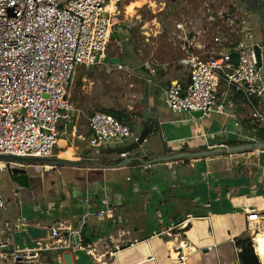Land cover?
I'll return each mask as SVG.
<instances>
[{"label":"built area","instance_id":"2783aa9c","mask_svg":"<svg viewBox=\"0 0 264 264\" xmlns=\"http://www.w3.org/2000/svg\"><path fill=\"white\" fill-rule=\"evenodd\" d=\"M120 1L0 0V156L69 160L64 156L67 154L64 148L73 138L86 143L94 156L100 157L107 154V150L122 149L137 141L140 131L103 112L85 116L83 110L70 102L68 93L78 67H91L103 61L112 27L108 8L114 9ZM214 2L203 0L197 11L201 16L194 20L184 17L174 23L172 43L184 51L176 63L186 71L187 79L170 82L162 91L163 103L173 114L223 115L226 105L230 104L229 92H232L252 105L248 120L255 133V126L264 129V74L255 52L258 41L253 24L248 12L234 5V10L227 12L212 11ZM203 16L205 22L215 25L217 30L213 42L200 41L205 32L199 29L197 22L203 23L200 18ZM194 50L200 53L195 54ZM113 67L133 75L143 65L133 69L120 64ZM154 74L155 71L149 69V75ZM82 118L86 119L84 126H80ZM234 126L237 128L239 124ZM84 128L85 132H81ZM128 155L118 154L116 162ZM144 155L142 152L139 158ZM72 157L73 160L78 158ZM178 162L183 164V161ZM165 164L170 166L171 162ZM9 166L47 170L43 165ZM137 167L145 173L151 165L140 163ZM5 174L7 163L0 162V210L7 211L1 185ZM170 177L173 189L175 170ZM103 192L108 197L107 191L103 189ZM99 205L101 208L95 215L98 221L114 218L116 202L110 203L104 198ZM43 208L34 206V213L56 210V205L50 203ZM32 214L29 212V216ZM156 215L161 224V214ZM32 217L26 221L22 214L19 227L10 219L5 223L0 231V264H42L40 242L28 234L27 224L33 221ZM246 220L257 223L264 231V213L249 210ZM182 223L165 232L174 240L172 250L180 262L187 256L182 246L188 244L184 239L178 241L172 233L183 229ZM47 229V238L53 244L67 239L71 249L83 248L76 240L78 230L69 222H56Z\"/></svg>","mask_w":264,"mask_h":264},{"label":"crops","instance_id":"0c3cea01","mask_svg":"<svg viewBox=\"0 0 264 264\" xmlns=\"http://www.w3.org/2000/svg\"><path fill=\"white\" fill-rule=\"evenodd\" d=\"M262 5L264 6V2ZM178 51L180 54L179 58H181L184 55V51L182 49ZM194 53L199 54L200 52L194 50ZM139 66L141 65L135 68ZM143 69L144 66L141 71ZM161 69H163V72L167 71L166 68L162 67ZM160 76H152L149 79L150 82L147 81L145 83L142 94L145 106L141 120L143 124L149 122L148 125L153 124L154 126L152 133L147 137L146 143L152 138H157V136H160L162 143H164V145L160 144V149H157L161 153H155L156 149L153 150L154 158L179 153L182 150L184 152H205L217 148H232L258 141L252 131V124L248 120L252 105L241 96L232 92H229L230 104L226 105L223 115L213 114L203 117L210 122L206 126L200 120L199 125L202 130L200 129L197 134L192 132L191 127H186V131H181L180 127L176 126L177 123L190 124L195 119L187 114H173L166 109L163 103L162 91L170 82L177 80V76L167 73H162ZM176 116L183 117L178 119ZM235 123H238L239 127L236 128L234 126ZM144 128L142 125L141 129L137 131H141ZM184 145L188 149H182ZM161 146L163 149H161ZM85 147L90 150L87 145ZM206 148L209 149L206 150ZM71 153L72 156L77 155V161L82 162L81 158L84 157L82 153L77 152V150L74 152L73 149ZM146 153L144 154L147 155ZM129 157L130 154L128 155ZM71 159L73 160V157L69 160ZM106 161L109 162L107 163L108 165L102 164L99 160L95 162L106 167L111 166L110 160L106 159ZM191 161L192 164L187 165L180 162H171L170 166L165 163L154 164L146 171L147 173H141L137 166L120 169L111 168L114 171L121 169L126 171L134 169L136 171V176H125L124 180L128 183V186H115L119 188L122 194L115 192L110 185L108 187H100L97 181H84L86 177L72 176L74 182L62 187L58 193H55L53 187L50 195H47L46 204L54 203L56 205L55 211L38 212L32 217L29 216V211H31L30 203L28 204L26 199L22 200L26 208L30 209L27 210L28 217L26 221L30 220L28 218H33V221L27 224L29 237L40 242V246L43 249L42 253H49L51 248L48 245H51L49 243L51 240L47 238V228L56 222H69L78 232L85 226V230L89 229V233L93 232L100 236V234H105V231L101 228L103 225L100 224L101 227H94L97 220L95 218L96 212L101 208L99 202L107 198L110 203H117L114 218L99 221L100 223H109L119 218L118 214L124 207L130 208V211L135 212L131 210V205H133L132 203L136 195H138L143 201V214L145 215L141 218L143 225L136 227L138 229L132 232L138 238L126 246H121V250L119 249L121 247H116V251L112 254L110 261L100 264H239L238 254L240 249L236 247V241L240 238L251 239L257 232L250 230V223L246 220V213L249 210H255L259 214L264 213V150L239 154L225 153L210 158L191 159ZM175 164H180L178 166L180 172L177 173L176 178L178 185L175 181V188L171 189L170 181L172 178L170 176ZM139 175H142V178ZM128 178L129 180H127ZM152 180L155 182L150 186L149 182ZM105 188L108 197L101 191ZM154 188L157 190H154ZM176 188L182 191L177 193V196L164 197L160 195L162 200L160 204H162V210H167V217L161 219V224L163 225L159 226L161 224L156 214L160 213L162 216V212L153 211V218L159 226L160 233L152 235L157 225L155 227L152 226L148 220V207L151 206L150 199L156 198V195L163 190L173 192ZM128 189L132 191L130 196L125 198L124 195L129 192ZM82 194L86 196H80ZM41 206V210H44L45 204H41ZM66 208L73 209L74 213L69 214L67 210L65 212ZM65 216L66 218H62ZM21 217L22 212L20 215L8 214L7 220L4 221L0 231L4 229V225L9 219L14 226L19 227L21 225ZM174 219L177 221L183 220L181 226L183 229L180 231L173 230L172 233L178 241L184 239L188 244L187 246H182L184 255H187L183 262L177 260V253L172 250L175 242L165 234L168 228L163 227L165 222L171 223ZM186 221H188V224L184 228ZM258 227L261 226L257 225ZM194 229L197 232L199 231V234L194 236L193 233L194 240L192 241L190 239L191 235L188 233ZM118 231L125 235H130L129 229H118ZM14 239L18 243L17 238ZM63 242H67V239ZM252 248L254 253L256 252L259 262L264 264L263 233L259 232ZM60 249H70V247L66 243ZM74 253L76 264H90V255L82 256L81 254L84 253L80 254L77 251H74ZM63 254H67L68 260L71 264H74L73 255L69 253ZM77 254L80 255L79 257L86 258L84 262L80 263V259H77ZM59 255L58 258L60 259L61 254Z\"/></svg>","mask_w":264,"mask_h":264},{"label":"rangeland","instance_id":"374dc122","mask_svg":"<svg viewBox=\"0 0 264 264\" xmlns=\"http://www.w3.org/2000/svg\"><path fill=\"white\" fill-rule=\"evenodd\" d=\"M136 1L137 0H121L114 9H108L113 23L111 35L114 34V37L111 38L110 35L104 59L100 64L91 67H78L73 74L68 93L70 95V102L83 110L85 116H89L94 112L113 110L124 114L128 118L125 123L134 130H140L143 125L141 117L144 115L145 105L142 94L145 83L152 76L157 75L161 77L160 74L162 73L177 76L178 81L180 79V81L186 80V71L184 69L183 71L176 63L180 54L178 46L176 47L172 43L174 33L173 26L174 23L181 18L186 17L189 18V20L193 18L194 20L195 17L201 16L197 11L201 7V2L203 0H150V3L141 5L140 8L133 9L132 4ZM233 5L237 9H244L239 0H215L214 4L211 6V10L227 12L231 8V10H234ZM200 18H202L203 23L197 22V24L199 29L205 32L204 35H201L200 41L213 42V38L216 37L215 33L217 32L215 25L212 26L205 22V16ZM226 31L227 30H222L223 33H226ZM115 64L126 66L129 69H133L138 65H143L144 69L142 71H137L133 75H127L123 71L114 69L113 65ZM162 67L166 68L167 71L163 72V69H161ZM148 68L153 69L155 74L149 75ZM182 117L183 116H176L178 119ZM200 120L203 121L206 126H208L210 122L202 117L199 120H193L190 124L177 123L176 126L178 128L180 127L181 131H186V127H191L192 132L197 134L200 129L202 130L199 125ZM85 123L86 119L82 118L80 120V126H84ZM83 131L85 132L84 129L81 132ZM70 141L67 147L64 148V150L67 151V154L64 155L65 157L71 158V151L73 149L74 152L77 150V152L82 153L84 156L81 158L82 162H91L84 160L85 158H90L95 159V161L99 160L101 163L108 165L107 163L109 162L106 161V159H108L112 163L111 166L117 165L116 160L118 159V154H102L100 157H96L93 154V150L90 151L86 149V143L74 141L73 138H70ZM160 144L164 145L160 136H157L155 139L152 138L148 143L144 144V150L147 152L146 154L149 160L154 158L152 153L153 150L156 149L155 153L160 152V150H157L160 149ZM60 145H62V143ZM161 149H163L162 146ZM182 149H188V147L184 145ZM208 149L209 148H206V150ZM138 155H141L140 149H136L130 153L131 158H137L139 157ZM76 156L77 155H75L74 158H77ZM190 160H183V163L186 165L192 164ZM177 167L178 165L175 166L178 171L179 168ZM27 172L31 178L30 180H33L34 185L37 186L36 189H20L19 186L9 179L7 174L3 176L1 181L3 187L2 194L6 202L7 211L0 210V228L3 226L4 221L7 220L8 214L20 215L22 212L23 216L26 218L27 210L31 209L29 212L32 214L35 212L34 206L42 208L43 205L41 206V204L46 205L47 195H50L53 187L55 193H58L62 187L68 183L74 182L72 176L74 177L77 175L86 177L84 181H97L100 187H108V185L112 187L128 186V183L124 180L125 176H136V171L134 169H128V171L124 169L114 171L111 168L99 169L96 167L66 168L61 166L42 171L29 169ZM178 172H180V170ZM104 190H106V188ZM14 192L21 199L14 195ZM80 196L85 197L86 195L82 194ZM129 196V193L124 195L125 198ZM24 199L28 201V204L30 203V209L26 208L25 203L22 201ZM132 204L131 210L135 212L130 211V208L124 207L118 214L119 218L109 223L95 221L94 227H98L102 224L103 227H100L105 231V234H100L101 238L88 248L90 253L88 251L84 254L80 253L82 256L90 255V264L109 262L112 254L116 251V247L126 246L131 241L134 242V240L138 238L132 232L138 229L136 227L143 225L141 221V218L145 216L143 214V201L141 197L136 195ZM66 210L69 214L74 213L73 209L66 208L65 212ZM37 213L38 212L31 216ZM153 215V209L149 206L148 220L150 224L155 227L157 224L155 223ZM62 218H66V216ZM187 224L188 221L185 222L184 228ZM118 229H129L130 235H125L119 232ZM193 233L195 236L199 231L197 232L195 229L190 230L188 234L191 235L190 239L192 241L194 240ZM49 243L51 245L48 246L51 250L49 253H42V264H71L67 258L68 255L63 253L73 255L72 260L74 264H76V257H74L75 250L71 248L60 249V247L67 242L52 244V242L49 241ZM57 253L61 254L60 259L58 258L60 255H57ZM79 256L80 255L77 254V259H80V263L84 262L86 258Z\"/></svg>","mask_w":264,"mask_h":264},{"label":"water","instance_id":"95a60500","mask_svg":"<svg viewBox=\"0 0 264 264\" xmlns=\"http://www.w3.org/2000/svg\"><path fill=\"white\" fill-rule=\"evenodd\" d=\"M239 2L243 5L244 9L248 13H255L258 15L261 24L263 25L264 29V15H263V8L262 3L264 0H239ZM255 52L258 60L259 66L262 65V60H264V43H260L255 47ZM193 119H201L202 114L201 112H190L189 114ZM153 124L148 125L143 130L139 132V136L136 142L130 144L129 146L116 149V150H107V154H121V153H128L130 154L132 151L136 149L144 151V144H146L147 137L152 133ZM264 150V142L255 141L253 143H248L244 145H238L232 148H217L211 151L205 152H179L175 154L160 156L154 159L149 160L147 155L142 156L141 158H126L120 161L116 166H103L98 162H79L77 160H66V159H38V158H22V157H14V156H0V162L7 163V175L9 179L20 187V189L31 190L30 187V180L29 174L26 169L24 168H10L9 164L19 165L22 167H29L34 165H43L46 167H50L52 169L56 167L64 166L66 168H79V167H96L99 169L105 168H112V169H120L125 168L131 165L132 162L137 161L141 164H162V163H169V162H178L183 161L185 159H202V158H210L220 154H239L244 152H253ZM259 235L257 232L252 238L251 242L252 245H255L256 237ZM120 250L122 249L119 248ZM256 253V252H255Z\"/></svg>","mask_w":264,"mask_h":264},{"label":"trees","instance_id":"16d2710c","mask_svg":"<svg viewBox=\"0 0 264 264\" xmlns=\"http://www.w3.org/2000/svg\"><path fill=\"white\" fill-rule=\"evenodd\" d=\"M116 6H118V4ZM113 37H114V34L111 35V38H113ZM103 113H105V114H107V115H109V116H111V117H113V118H115V119H117L119 121L126 122L128 120V118L124 114H122L120 112L113 111V110H107V111H104ZM148 123L149 122H145V124H143V126L146 127L148 125ZM254 129H255V137H256V139L258 141L264 142V129L263 128H258L257 126H255ZM180 152H184V151L182 150ZM188 160H190V159H185V161H188ZM118 163L119 162H116V164H118ZM139 164H140L139 162L134 161L128 167L138 166ZM176 165L179 166L180 164H175V166ZM175 166H174V170H175V173H176V177H175V180H176L178 171L175 168ZM139 177L142 178V175H139ZM154 182H155L154 180L150 181L149 185L150 186L153 185ZM176 183L178 185V181L177 180H176ZM178 189L179 188L174 189V191L172 190L173 192H171V191L168 192L166 190H163L162 192H160V194L156 195V198L153 197V199H150V197H149V199L151 201L150 204H151V207H152L153 211H161L162 212V219H165L167 217V210H162V204H160V202H162V200L160 198V195L164 196V197L165 196L170 197L171 195H176L177 196V193L182 192V191H179ZM113 190L115 192H117L118 194L119 193L122 194L121 191L119 190V188H117L115 186H113ZM128 190H129L128 193L130 194L132 190L131 189H128ZM96 221L99 222L98 220H96ZM182 222H183V220H178L177 221V220L174 219L173 222H171V223H168V222L166 223L165 222V226H163V227H167L168 229L175 228L177 225H179ZM162 225L163 224H161L159 226H162ZM159 226L157 225L155 227L152 235H158L160 233ZM249 227H250L251 231H254L255 229H258V231L260 233L264 234V231L262 230L261 227L257 228V223L256 224L250 223ZM88 230L89 229L85 230V226H84V228L80 229V231L78 232L77 241L82 245L83 248L91 247L93 245V243L97 242L101 238L99 236V234H95L93 232L89 233ZM235 245H236L237 248L240 249V253L238 254L239 264H261L259 262L258 257L254 253V250L252 248V242H251L250 238H240V239H238L236 241Z\"/></svg>","mask_w":264,"mask_h":264},{"label":"flooded vegetation","instance_id":"af4514ba","mask_svg":"<svg viewBox=\"0 0 264 264\" xmlns=\"http://www.w3.org/2000/svg\"><path fill=\"white\" fill-rule=\"evenodd\" d=\"M261 6L263 8V15H264V6L263 5H261ZM247 14L250 17V20H251V22L253 24V28H254V32H255V39L258 41V44L264 43V29H263V25L261 24L258 15H256L255 13H247ZM261 62H262L261 67H262V69L264 71V60H262ZM30 179L31 178L29 177V180ZM30 186H31L32 189H36L37 188V186L34 185L33 180H30Z\"/></svg>","mask_w":264,"mask_h":264},{"label":"bare ground","instance_id":"6f19581e","mask_svg":"<svg viewBox=\"0 0 264 264\" xmlns=\"http://www.w3.org/2000/svg\"><path fill=\"white\" fill-rule=\"evenodd\" d=\"M150 3V0H137L135 3L132 4V8L133 9H137V8H140L141 5H144V4H148ZM129 8V7H128ZM110 9V8H108ZM132 13V12H131ZM113 24V23H112ZM59 145L62 143V142H58ZM15 168H19L18 166H16ZM47 169H50V167H46ZM199 234V233H198ZM86 251H88L90 253V251L87 249V248H81L80 250H78L77 252H80V253H85ZM64 256V255H63ZM67 261V260H66ZM65 261V262H66Z\"/></svg>","mask_w":264,"mask_h":264}]
</instances>
